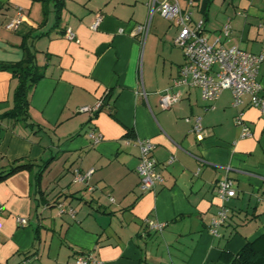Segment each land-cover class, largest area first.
Masks as SVG:
<instances>
[{
	"label": "crops",
	"instance_id": "1",
	"mask_svg": "<svg viewBox=\"0 0 264 264\" xmlns=\"http://www.w3.org/2000/svg\"><path fill=\"white\" fill-rule=\"evenodd\" d=\"M162 1L151 14V0H63L60 12L55 0H0V62L24 59L29 46L45 70L30 95V120L42 127L35 132L37 126L3 117L17 79L0 69V167L28 158L49 160L44 171L51 165L73 173L93 169L88 183L73 181L74 189L57 177L56 188L46 190L37 181L38 166L0 181V264H22L26 253L34 254L28 264H68L82 252L101 264H233L247 242L264 234V112L248 94L234 106L230 90L211 102L194 86L183 88L172 108H162L160 93L185 61L174 42L181 25L160 14ZM177 1L193 21L204 20L209 42L260 52L264 0H222L215 16V0L207 14L202 1ZM19 9L23 18L8 29ZM148 21L147 35L136 33ZM67 28L76 40L67 39ZM257 78L264 95V61ZM107 92L99 110H80ZM238 116L250 136L241 135ZM198 117L201 139L192 129ZM128 131L155 143L164 181L151 191L140 189V149ZM98 133L102 139L95 142L91 134ZM225 178L236 195L226 203L229 220L217 236L211 232L221 208L215 188ZM59 194L74 214L46 204ZM150 220L163 229L150 227Z\"/></svg>",
	"mask_w": 264,
	"mask_h": 264
},
{
	"label": "built area",
	"instance_id": "2",
	"mask_svg": "<svg viewBox=\"0 0 264 264\" xmlns=\"http://www.w3.org/2000/svg\"><path fill=\"white\" fill-rule=\"evenodd\" d=\"M157 0H151V14L155 8ZM189 5H193L195 0H188ZM160 14L176 21L181 25V30L176 36L174 42L181 47L184 53L185 61L182 64L179 74L173 79L169 88L160 93V104L163 109H170L178 103L183 95V88L194 86L201 91V96L206 101H214L226 89L233 95V105L238 106L243 102V95L248 94L251 98V105L264 112V95H262V85L258 80L260 64L264 61V38L262 48L259 53H252L238 46L225 47L217 42H209L204 35V20L193 21L191 12L184 11L177 0H163L159 5ZM24 14L19 9L16 17L12 18L7 24L8 29H15ZM101 23V17L97 16L91 27L96 30ZM150 21L137 27V32H143L147 35ZM264 30V28H263ZM230 26L227 24L222 33L227 36ZM67 39L76 40V33L67 28L65 31ZM104 96V95H103ZM104 97H101L94 107L83 106L81 111H97L104 105ZM237 124H242L241 135L250 136L251 131L241 116L236 118ZM193 132L198 138L203 137L204 127L201 119L198 117L193 124ZM95 142L102 139L101 134H91ZM135 144L140 149L139 163L136 172L140 177V189L144 192L156 188L157 184L164 181V176L160 171V165L153 152L155 143L151 139L133 138ZM173 158L170 159L172 161ZM93 172L90 169L86 173L76 172L74 181L88 183ZM89 190L93 186L88 185ZM216 194L221 201V208L212 221L211 232L214 235H220L219 228L226 225L230 216V208L227 201L236 195L233 187V181L229 178L220 180L216 184ZM60 212H70L74 214L72 208L66 207L64 203L58 205ZM21 224H26V218L17 219ZM152 228L162 230L164 223L148 221ZM29 260H24L22 264H28ZM101 264V261L95 259L92 254H79L68 264Z\"/></svg>",
	"mask_w": 264,
	"mask_h": 264
},
{
	"label": "trees",
	"instance_id": "3",
	"mask_svg": "<svg viewBox=\"0 0 264 264\" xmlns=\"http://www.w3.org/2000/svg\"><path fill=\"white\" fill-rule=\"evenodd\" d=\"M45 1V0H43ZM56 7L60 12L63 0H55ZM212 3V0H202L200 8L203 13L207 14L208 9ZM60 18V14L57 15ZM31 35L27 36V40ZM26 41H24V46ZM28 54L24 59L17 62H0V69L10 70L14 77L17 79V84L13 91V106L10 110L4 113L3 117L12 119L15 123H20L26 128L34 129L37 126L38 132L42 128L39 124L32 122L30 114V95L37 82L44 77L45 70L44 66L39 65L36 61V51L30 50V47L25 46ZM107 92L104 95V100L109 97ZM129 138H135L133 131H128L126 134ZM49 160L39 164L28 158H19L10 161L7 165L0 167V181L7 179L9 176L21 171V170H32L35 166L39 167L37 172V181L40 184L44 168H47ZM43 194V191H41ZM74 195V194H72ZM61 194L57 195L51 200H45L46 204L59 205ZM81 254H89L88 252H82ZM33 253H26L25 260H28ZM233 264H264V234L259 236L254 241L247 242L244 247L239 251L233 260Z\"/></svg>",
	"mask_w": 264,
	"mask_h": 264
},
{
	"label": "rangeland",
	"instance_id": "4",
	"mask_svg": "<svg viewBox=\"0 0 264 264\" xmlns=\"http://www.w3.org/2000/svg\"><path fill=\"white\" fill-rule=\"evenodd\" d=\"M199 1L201 2L202 0H199ZM221 1L222 0L213 1L212 7H211L213 16H215L216 13L220 14V12H218V11H220ZM213 16H212V18H213ZM210 21H211V19H210ZM60 170L61 169L59 167H56L55 165H51L48 169H46L44 171L41 184L44 187L47 186L46 190L49 189L50 191H52L56 188V186H55L56 182H54V181L56 180L57 177H60L61 178L60 180H62L64 178V180L61 181L62 182L61 184H63V183L66 184V182L71 183L72 185L69 188L74 189L73 185H75V184L73 181H74L75 173H73V171H70V172L65 171L64 172L63 170H61L62 171V173H61ZM78 187L79 186L77 185V188ZM83 193H84V191H83ZM52 209H53L54 213H57V210L55 208H52Z\"/></svg>",
	"mask_w": 264,
	"mask_h": 264
}]
</instances>
